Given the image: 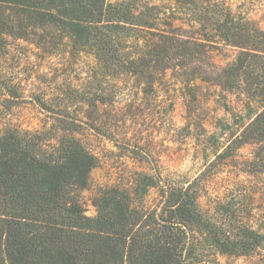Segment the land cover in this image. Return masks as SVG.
<instances>
[{"label": "trees", "instance_id": "16d2710c", "mask_svg": "<svg viewBox=\"0 0 264 264\" xmlns=\"http://www.w3.org/2000/svg\"><path fill=\"white\" fill-rule=\"evenodd\" d=\"M14 41L31 45L36 61L80 68L83 77H55L43 92L38 101L53 111L52 125L0 133V264H223L220 256H264V231L211 217L201 202L203 175L159 178L153 209L146 196L158 184L148 179L92 189L98 162L78 136L82 122L105 134L99 112L116 102L119 86L136 103L172 84L189 104L207 83L242 106L240 121L220 133L211 165L230 150L264 144V30L224 0H0V97L8 99L22 85L5 64ZM223 43L239 52L213 68ZM262 156L255 152L251 164ZM87 191L93 216L82 201Z\"/></svg>", "mask_w": 264, "mask_h": 264}, {"label": "rangeland", "instance_id": "374dc122", "mask_svg": "<svg viewBox=\"0 0 264 264\" xmlns=\"http://www.w3.org/2000/svg\"><path fill=\"white\" fill-rule=\"evenodd\" d=\"M224 1L237 18L264 30V0ZM13 46L16 50L5 64L14 77L22 80V85L11 99L0 97V133L10 126L23 130L38 129L45 123L50 126L53 111L43 108L38 100L53 87V78L70 73L80 80L83 70L58 69L53 62L36 61L35 49L25 42L14 41ZM238 52L236 47L220 44V49L212 53L213 68L224 67ZM205 85L207 91L200 93L198 100L190 96L189 104L172 84L170 91L161 94L158 87L154 88L136 103L129 101L128 86L117 87L121 95L116 102L103 105L99 112L107 124L103 127L105 134L83 122L78 126L80 140L98 162L91 176V187L108 188L137 177L155 183L159 178L175 183L192 182L203 175L201 202L218 224L228 227L230 219L236 223L247 220L264 231V144L230 150L226 158L212 166L216 141L226 127L240 121L242 106L236 95ZM58 125L63 131L65 124ZM110 134L115 135L116 142L109 138ZM258 151L262 152V159L251 164ZM160 194L158 184L146 196L147 206L156 208ZM82 201L87 215H95L91 191L83 194ZM218 259L223 264H264V256L259 253Z\"/></svg>", "mask_w": 264, "mask_h": 264}]
</instances>
